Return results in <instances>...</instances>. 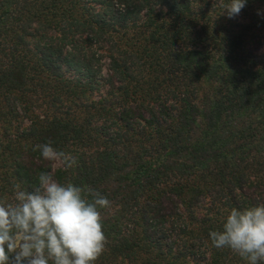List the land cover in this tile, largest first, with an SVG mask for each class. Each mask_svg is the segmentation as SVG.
Returning <instances> with one entry per match:
<instances>
[{"label":"trees","instance_id":"1","mask_svg":"<svg viewBox=\"0 0 264 264\" xmlns=\"http://www.w3.org/2000/svg\"><path fill=\"white\" fill-rule=\"evenodd\" d=\"M221 2L0 0V198L41 171L102 191L94 264H246L208 233L264 202V0L237 23Z\"/></svg>","mask_w":264,"mask_h":264},{"label":"clouds","instance_id":"2","mask_svg":"<svg viewBox=\"0 0 264 264\" xmlns=\"http://www.w3.org/2000/svg\"><path fill=\"white\" fill-rule=\"evenodd\" d=\"M247 2L222 0V14L235 18ZM34 150L65 171L78 166L76 155L52 142ZM111 205L102 191L60 182L50 171L39 172L31 190L14 185L10 198H0V264H94L105 247L103 212ZM208 239L212 247L228 248L246 264H264V202L230 208Z\"/></svg>","mask_w":264,"mask_h":264},{"label":"rangeland","instance_id":"3","mask_svg":"<svg viewBox=\"0 0 264 264\" xmlns=\"http://www.w3.org/2000/svg\"><path fill=\"white\" fill-rule=\"evenodd\" d=\"M210 5H213V4H210ZM258 10H260V12L263 11V9H262L261 6L258 7ZM236 21L240 22L241 20L239 18H237V16H236L234 18V21H232V23H237ZM258 45L259 46H258V49L257 50H260V49H263L264 50V42H262V43H260ZM102 62L103 63H102V68H101L100 75H101L102 78H105V76H107L106 75V73H107V66H105L106 63H107V60L106 59H102ZM104 62H105V65H104ZM71 72H72V70H69L67 72L65 71V73H64V75H66L65 77H71L72 75L71 74L69 75V73H71ZM107 89H108V87L107 86L104 87V85L102 87L99 86L98 88L94 89L93 91H91V95H90V98L91 99L90 100H93V101L97 102V101H99L101 99H104V95L106 94ZM102 117H103V114L100 115V120H101ZM1 118H2V120L4 119L6 121V123L1 122ZM10 120H11V118L7 119L4 116L3 117H0V136H1L2 133L6 132V130H9V127H10L9 126V123H12V121H13V120H11V121ZM102 120H103V118H102ZM3 165H7V163L6 162H3ZM53 168H61V166L57 162H54L53 163Z\"/></svg>","mask_w":264,"mask_h":264}]
</instances>
